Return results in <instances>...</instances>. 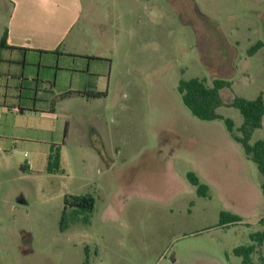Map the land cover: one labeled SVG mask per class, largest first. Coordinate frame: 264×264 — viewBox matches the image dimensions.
Listing matches in <instances>:
<instances>
[{
    "label": "rangeland",
    "instance_id": "obj_1",
    "mask_svg": "<svg viewBox=\"0 0 264 264\" xmlns=\"http://www.w3.org/2000/svg\"><path fill=\"white\" fill-rule=\"evenodd\" d=\"M87 1L78 29L108 61L107 96L97 113L105 114L99 125L108 149L119 148L116 164L109 171L103 161L90 162L80 120L67 142L68 172H0V264H243L235 250L253 244L252 264H264V243L251 238L264 231V217L257 222L261 193L251 184L261 183L258 166L234 152L220 129L194 117L178 90L182 80H210L220 65L214 44L222 28L231 46L241 43L223 101L264 96V45L250 53L264 41V0ZM1 3L9 13L10 4ZM217 112L241 134L237 108ZM259 140L264 127L250 142ZM86 194L96 200L89 223L86 213L76 219L69 210L62 230L65 196ZM222 212L239 213L241 222L224 227Z\"/></svg>",
    "mask_w": 264,
    "mask_h": 264
},
{
    "label": "crops",
    "instance_id": "obj_2",
    "mask_svg": "<svg viewBox=\"0 0 264 264\" xmlns=\"http://www.w3.org/2000/svg\"><path fill=\"white\" fill-rule=\"evenodd\" d=\"M1 1L9 3L12 9L6 14L0 10V40L8 32L6 46H0V172L20 169L22 174L56 176L48 172V165L57 150L61 154V167L68 172L67 142L72 126L80 120L87 126L90 143L86 150L90 162L99 165L103 161L112 171L119 148L108 149L99 125L105 114L97 113L106 97H61L69 92L107 94V58L78 29L86 9L85 0H0V5ZM217 30L219 40L214 45L221 52L220 65L210 73V80L199 78L206 79L208 85L216 79L230 81L236 71L237 46H241L239 40L235 42L237 46H231L224 39L222 28ZM259 43L264 45L263 40L256 45ZM227 90H221V96ZM232 100L223 102L228 105ZM218 121L222 120L206 122L220 129L234 152L243 157V146ZM95 137L96 143L91 141ZM81 149L76 147L75 152ZM251 184L261 193L258 194L261 208L263 176L260 184ZM17 203L23 207L27 200L22 197ZM257 217L258 222L264 215ZM207 264L222 263L208 260Z\"/></svg>",
    "mask_w": 264,
    "mask_h": 264
},
{
    "label": "trees",
    "instance_id": "obj_3",
    "mask_svg": "<svg viewBox=\"0 0 264 264\" xmlns=\"http://www.w3.org/2000/svg\"><path fill=\"white\" fill-rule=\"evenodd\" d=\"M8 38V32L5 31L2 39L0 40V46H6ZM262 43L257 44L251 49L250 53H254L255 50L261 48ZM232 83L230 81L216 79L211 85L207 84L206 79L193 78L188 81L182 80L179 84V92L182 95V99L186 107L191 111L194 117L202 121H224L227 130L233 136V138L243 146L246 155L254 161L264 179V140L258 141L251 144V138L258 129L263 126L264 118V96L261 94L254 100L245 99L242 97H234L230 104H225L221 96V90L224 88H230ZM71 95H87L93 98L106 97L105 92H86V93H75L69 92L62 95L61 97H67ZM227 105L228 107L237 108L243 115L244 121L240 127V136H237L234 132L235 123L229 119L224 118L217 113L220 107ZM48 172L52 174H64L65 170L61 167V154L57 150L49 158ZM189 181L197 186L199 194H205L206 186L200 183L199 179L194 173L188 174ZM264 192V184L262 185ZM65 210L64 216L61 221V229L67 228L66 215L69 210L78 219L79 213H86L85 222L89 223V215L95 209L96 200L91 194L76 195V196H65ZM241 222V219L237 215L228 214L225 212L221 213V225L227 227V225H234ZM29 236L24 234L23 237ZM30 238V236H29ZM252 241L258 245L264 243V231L257 232L251 235ZM257 246L255 244L248 247L243 246L235 250V254L243 258V264H252V255L255 253ZM86 264H89L88 260Z\"/></svg>",
    "mask_w": 264,
    "mask_h": 264
}]
</instances>
